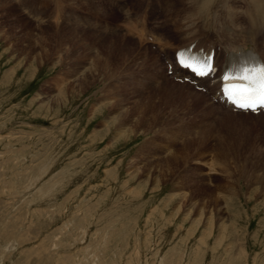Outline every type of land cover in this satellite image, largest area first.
Returning <instances> with one entry per match:
<instances>
[{
    "label": "rangeland",
    "instance_id": "obj_1",
    "mask_svg": "<svg viewBox=\"0 0 264 264\" xmlns=\"http://www.w3.org/2000/svg\"><path fill=\"white\" fill-rule=\"evenodd\" d=\"M197 1L0 0V264H264V112L167 70Z\"/></svg>",
    "mask_w": 264,
    "mask_h": 264
},
{
    "label": "snow or ice",
    "instance_id": "obj_2",
    "mask_svg": "<svg viewBox=\"0 0 264 264\" xmlns=\"http://www.w3.org/2000/svg\"><path fill=\"white\" fill-rule=\"evenodd\" d=\"M175 59L181 68L190 71L194 77H207L214 70L212 59L192 46L177 51ZM221 94L237 110L257 112L264 109V66L249 64L239 67L234 73H225L222 76Z\"/></svg>",
    "mask_w": 264,
    "mask_h": 264
},
{
    "label": "bare ground",
    "instance_id": "obj_3",
    "mask_svg": "<svg viewBox=\"0 0 264 264\" xmlns=\"http://www.w3.org/2000/svg\"><path fill=\"white\" fill-rule=\"evenodd\" d=\"M192 2H193V0H192ZM197 3L199 4V6L197 7V9H198V12L200 13V14H202V13H204L206 10H207V8L208 7H210L211 5H210V0H198L197 1ZM212 5H213V3H212ZM204 8V9H203ZM219 8V6L218 7H216L215 8V11L216 12H218L220 15H221V13L222 14H224L223 16H224V18H222L221 19V24H222V27H220V29H215L214 28V32H213V34H214V36H215V39H213V40H216V42H219V43H217V44H219V46H220V48H222V51L224 50V52L226 53V54H229V53H231V52H233V51H235V52H239V51H243V49H250V48H254V49H256L257 48V50H259V52L261 53V55L264 57V51H262V49L260 50L258 47H257V44H256V42H255V40L253 39V36H255L257 33H259V31H258V29H257V27H259V26H261L262 24H263V28H264V19H261V17L259 16V15H257L256 13H253L252 15H253V19H252V22H251V25H253L255 28H254V31L253 32H251V33H249L248 35H246V33H240V30H238L237 28V30L235 29H232L231 27H228L227 25H226V23H225V21L226 20H232V15L228 12V11H226L225 13H224V10H220V9H218ZM196 9V8H195ZM249 11L251 10V6H249V9H248ZM196 12H197V10H195ZM230 11V10H229ZM192 13V12H191ZM195 13V12H194ZM229 15H231V18H229ZM212 16V15H211ZM219 16V15H218ZM187 17V16H186ZM214 18V17H213ZM221 18V17H220ZM225 18H226V20H225ZM200 19V18H199ZM216 19V18H215ZM189 19H187L186 21H188ZM223 20V21H222ZM249 21V20H248ZM184 22V21H183ZM195 22V21H194ZM213 22V21H212ZM215 22V21H214ZM220 23V22H219ZM217 24V23H216ZM189 25V24H188ZM187 26V25H186ZM193 28V27H192ZM251 28V27H250ZM249 28V29H250ZM190 29V28H189ZM185 30V29H184ZM210 30V29H209ZM263 30V29H262ZM193 32V31H192ZM193 34V33H192ZM191 37V36H190ZM189 37V38H190ZM157 39V38H156ZM191 40H193V37H192V39H190V40H188V41H186V42H184L183 44H181V45H179V46H175L174 48L176 49V48H178V47H182V46H184V45H186L189 41H191ZM222 44V45H221ZM217 48L215 45H214V43L212 42V44L209 46V48L208 49H211V48ZM174 49V50H175ZM236 56V55H235ZM234 55L232 56V60H233V62H235L236 61V57H235ZM175 78V77H174ZM187 83H189V84H191L192 86H194L195 88H196V90L198 91V92H202V93H204L197 85H193L194 83L193 82H190V81H186ZM193 83V84H192ZM180 86V88H181V90L182 89H188L189 87L188 86H186V85H183V86H181V85H179ZM178 86V87H179ZM186 91V90H185ZM187 93L188 92H190V90L189 91H186ZM192 95V94H191ZM193 95L194 96H196V98L197 97H200V98H202L203 96L201 95V94H199V93H193ZM191 98H192V96H191ZM195 98V97H194ZM212 105H214L215 106V108H220V109H222V110H228V109H230V108H228L227 106H225V105H222L221 103H213L212 102ZM239 114V113H238ZM240 114H243V113H240Z\"/></svg>",
    "mask_w": 264,
    "mask_h": 264
},
{
    "label": "clouds",
    "instance_id": "obj_4",
    "mask_svg": "<svg viewBox=\"0 0 264 264\" xmlns=\"http://www.w3.org/2000/svg\"><path fill=\"white\" fill-rule=\"evenodd\" d=\"M240 6L234 5L231 0H229V9L231 12L239 13L245 19L249 20V23L252 22L253 13H256L264 19V0H239ZM249 6H251V10L249 11ZM230 12V13H231ZM231 18V15H229ZM210 17H206L204 20H208Z\"/></svg>",
    "mask_w": 264,
    "mask_h": 264
}]
</instances>
